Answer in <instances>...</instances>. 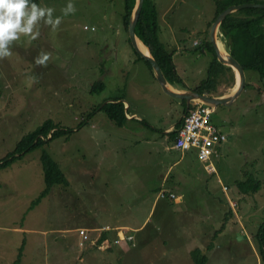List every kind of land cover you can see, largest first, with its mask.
I'll return each instance as SVG.
<instances>
[{
	"label": "rangeland",
	"instance_id": "rangeland-1",
	"mask_svg": "<svg viewBox=\"0 0 264 264\" xmlns=\"http://www.w3.org/2000/svg\"><path fill=\"white\" fill-rule=\"evenodd\" d=\"M169 1L158 0L159 37L175 52L180 74L195 89L208 77L214 53L193 43L209 38L213 23L206 27L207 34L193 26L204 21L198 14L213 13L221 0H176L163 18ZM68 2L40 0L39 5L54 8L53 15L61 17L58 28L53 31L41 22L35 40L21 36L10 45L11 55L0 59V160L48 119L71 130L0 169V264H195L190 251L204 240L195 245L190 233L203 224L212 236V228L223 223L220 200L229 209L232 198L240 203L235 210L247 228L228 222L227 233L219 235L222 242L208 254L206 264H264L252 239L264 223V87L259 74L248 71L242 94L211 114L227 140L213 155L217 173L208 179L210 194L196 200L189 188L184 203L172 208L169 200H159L155 188L167 160L160 146L172 144L166 128L183 114V99L166 94L157 79L159 89L147 86L154 70L140 58L123 24L124 0H71L76 11L65 16L62 9ZM175 16L174 23L182 28L171 32L166 22ZM108 46L116 56L104 58ZM41 53L49 54L44 66L35 62ZM103 75L107 90L91 93ZM236 84L235 70L234 78L228 70L210 95H230ZM106 95H125L131 104L128 111L142 115L137 129L116 125L104 111L90 117L91 107L103 103ZM44 150L59 163L68 184L53 185L34 206L46 188ZM195 154L187 157L198 165ZM250 176L261 182L259 190L253 191L250 180L237 185ZM156 197L158 205L152 207ZM81 228L98 247L102 242L96 239L103 234L110 244L104 249L90 241L81 245ZM119 236L133 239L115 243Z\"/></svg>",
	"mask_w": 264,
	"mask_h": 264
},
{
	"label": "trees",
	"instance_id": "trees-1",
	"mask_svg": "<svg viewBox=\"0 0 264 264\" xmlns=\"http://www.w3.org/2000/svg\"><path fill=\"white\" fill-rule=\"evenodd\" d=\"M35 2L39 4L40 0H35ZM247 2L260 3L261 1L233 0L224 4L220 3L213 21H215L217 16L226 9L229 4L233 5L232 3L242 4ZM135 4L136 0H124L125 11L122 18L127 31H129L130 16ZM262 14H264V8L256 7H246L229 14L220 26L221 32L219 36L223 42L225 41L228 52L242 64L246 73L248 71H255L259 74L264 87V19L262 18ZM212 23L213 22L210 23V26ZM135 31L143 43L149 47L170 84H183V79L178 74L173 61V53L169 51L160 40L158 9L153 0L144 1L141 14L135 26ZM201 48L205 50L210 49L214 53V59L209 65L208 77L200 83L195 90L200 93L213 94L217 92L220 77L222 78L223 74L229 70L232 72V78H234V70L218 60L216 51L209 38L203 41ZM140 58L151 66L150 62L141 57V55ZM103 89L104 82L101 81L95 83L90 91L91 93H97L101 92ZM183 101L185 100L183 99ZM98 108H101L108 118L118 126H123L127 121L126 107L121 100L109 101ZM59 126L60 125L56 124L52 119L46 120L38 129L22 138L16 146V149L10 152L6 158L0 160V169L10 166L26 153L43 146L53 139L71 133V130ZM175 135L176 131H173V139ZM41 163L44 171L46 188L41 193L34 206L50 192L53 185L68 184V180L61 166L46 150L41 154ZM249 180L255 185L253 191L259 190L261 182L259 180L256 181L254 176H250L247 180H240L238 184L239 187L248 185ZM243 189L246 190L245 188ZM256 237L260 241V251L264 260V223L260 225ZM105 238H107V234H103L100 241ZM22 250L21 248V252ZM192 256L194 257L193 260H195V264H206L208 261V258L203 255L199 249L194 250Z\"/></svg>",
	"mask_w": 264,
	"mask_h": 264
},
{
	"label": "crops",
	"instance_id": "crops-1",
	"mask_svg": "<svg viewBox=\"0 0 264 264\" xmlns=\"http://www.w3.org/2000/svg\"><path fill=\"white\" fill-rule=\"evenodd\" d=\"M153 1L155 2L156 6H157L158 5V0H153ZM175 2H176V0H170L169 1L170 6L166 5L164 7V13L162 15L163 18H166L167 15L171 12V10H173ZM220 3L224 4L226 2L224 0H221L218 4H216V6L213 7V13H210L208 15H204V17H201L202 15L198 14V18L199 19L201 18L204 21H203V23H199V25L196 24V26H193L195 28V30H200V31L202 30L201 31L202 34H207V28L206 27L208 26L209 29H210V23L213 22V20L215 18V14H216V12L218 10V7H219ZM161 4H163V3L161 2ZM232 4L234 5L235 3H232ZM230 5L231 4H229L228 6H230ZM158 17H160L159 16V11H158ZM177 19H178V17L175 16L171 21L168 20L166 22L167 23L166 25L171 30V32H174L175 29H181L182 28L181 25L176 24L177 23ZM174 22H176V23H174ZM209 39H210V37H209ZM220 42L225 46L223 41L220 40ZM193 44L201 46L203 44V41L202 40H195ZM167 49L169 51H171L169 48H167ZM202 50L205 51L204 48ZM104 51H106L105 52L106 54H105L104 58H109V57H111L113 55L116 56V50L114 48H110L108 46ZM171 52L173 53V61H174V64L176 66L177 72L181 76V78L183 79V84L184 85L181 84V83L180 84H176V85H173V84H170V85L173 88L178 89V90L192 89V88H190L188 86L187 81L182 77V75L179 72L178 64L174 60L175 52L174 51H171ZM98 57L100 58L101 56L98 55ZM151 71L153 72V70H151ZM110 72L111 71H109V73ZM99 73H101L100 70L98 71V74ZM101 81L104 82V75L102 77H100L98 80L94 81V82L97 83V82H101ZM148 81H150V82L147 83V86L150 89H159V88H157L159 86L157 84L158 82H156V77L154 75V72L152 73V79L151 80L148 79ZM94 84H92V87L94 86ZM141 88L143 89L144 87H141ZM195 89H192V90H195ZM106 90H107V84L104 83V89L101 92H104ZM112 100H121L125 105H128V108H126L127 121L122 127H125L128 124H132L133 127L137 129L138 126H139L137 124V121L141 120L140 118H141L142 115L139 114L136 111H134L132 113H130L128 111L129 108L131 107V104H129L128 99L125 97V95H121V96H117V97L106 95L104 97V101H102L103 103H99L98 105L95 104L94 106L91 107L90 117L92 116V114L94 116V115H99L100 113H102L103 110H101V108H98V107L99 106L102 107L105 103H107L109 101H112ZM185 101H184V104H185L184 108H185V106L187 107V102H185ZM187 110H189V108ZM186 112L187 111L184 110L183 114L179 117V119L175 123L171 124L170 126H168L166 128V132L168 134H170V137L172 139V144L171 145L164 144L163 146H160L161 148L163 147V150H165L166 159L167 160L164 161L165 165L163 166V169L161 170L160 175H159V184L156 186L155 189H157V192H158L157 197L159 198V200L160 199L169 200L170 201L169 203H171V204H168V205H170L172 208H174V204L178 203V204L182 205L184 203L185 194H186V192H187V190L189 188H191L193 190L192 192L194 193V196H195L196 200H198V199L203 200L205 197H207L208 193L210 194V190H209V187H208L209 186L208 179H209V177H211V175H214V174L217 173V172L216 173L207 172L206 169L204 168L203 163L200 160H198L199 164L196 165L191 158L187 157L189 152L188 153H182L181 151L177 150L174 147V139L172 137V132L175 131L176 127L181 122V120L183 119V117H184ZM190 152H195V151H190ZM196 158H197V156H196ZM213 162L215 164L214 159H213ZM219 181H222V179L220 178ZM239 182H240V180H237V185L239 184ZM180 189H185V190H183V192L179 193ZM224 189L228 190L229 187L227 185H224ZM162 192H164L167 195L166 198L160 197V194ZM172 193L176 195L175 198L171 196ZM239 193L240 192H238V191L237 192H235V191L233 192L234 195H237ZM157 197L154 200L152 207L158 205V203H156ZM210 199H211L210 203H212L215 207H218L215 204L216 200H214L212 197H210ZM232 200L233 201H231V204L229 202V209H227V207L225 206V203L222 200H220L221 202L217 201V202L220 203V205L223 208V210L221 211L222 212V217L220 219V221L223 222V223H222V225L220 227L218 226L219 223L216 224V226H217L216 229L212 228V230L215 231V233L212 235L213 238H211L210 241H207L206 243H204L205 240H208L212 236L208 237L209 233L206 232V230H205L206 228L203 230L202 226H205V225L197 224L199 227L201 226L200 229L199 230L197 229V230H195V232H192L190 234L195 236V241H194L195 245H198L199 241H202V240H204V241H203V243H201V245L194 247L190 251V254H192V252L194 250L199 249L201 251V253L203 255H205L209 259L208 254L214 252V249L216 248V246L219 243L222 242V240H220L218 238L219 235L223 236V235H225V233H227V229H228L227 224H228V222H232L233 224H235L237 226H240L242 228H245V229L247 228V226L246 225L244 226V224L242 223V221H243L242 215L240 214L239 211L235 210L236 208L239 207L240 203L237 202L233 198H232ZM224 213H225V215H224ZM171 218H172V216H171ZM215 218L217 219V221L219 220L220 212H219L218 217H215ZM237 220H239L240 222L237 223ZM188 222H191V221H188ZM118 226H122V225H114V227H118ZM259 228H260V226H259ZM209 232H212L211 229H210ZM256 233H257V231L252 233V239L253 240L255 239L254 240L255 243L258 242L259 248H260V241L257 239ZM204 238H206V239H204ZM244 238L245 239L248 238L249 240L251 239L249 237V235H246ZM224 239L225 238L223 237V241H224ZM259 252L261 254L260 250H259ZM261 258H262V254H261ZM262 260H263V258H262Z\"/></svg>",
	"mask_w": 264,
	"mask_h": 264
},
{
	"label": "water",
	"instance_id": "water-1",
	"mask_svg": "<svg viewBox=\"0 0 264 264\" xmlns=\"http://www.w3.org/2000/svg\"><path fill=\"white\" fill-rule=\"evenodd\" d=\"M145 0H136V4L132 10L129 22V34L131 42L133 43L136 50L139 54L146 60H148L154 70L155 77L163 90L170 96L184 99L187 102V109L191 106L193 101L200 102L202 104L210 105L217 107L218 105H231L243 92L246 87L247 75L246 71L242 64L232 56L227 49L226 54H222L219 47L217 46V41L219 40V30L223 20L231 13H234L238 10H241L246 7H256V8H264V4L262 3H254L247 2L242 4H234L228 6L224 9L215 19L211 26L210 30V40L213 44V47L216 51V55L219 61H221L224 65L231 67L235 70L237 75V84L235 90L232 94L227 96H214L207 93H200L198 91L192 89L178 90L170 86V82L167 80L160 64L156 60V58L152 55L151 51L149 54L144 53L138 46L137 38L140 39L135 31L136 23L139 19V16L142 11V7L144 5ZM141 40V39H140ZM142 41V40H141ZM149 48V47H148ZM150 50V49H149ZM239 75V80H238Z\"/></svg>",
	"mask_w": 264,
	"mask_h": 264
},
{
	"label": "built area",
	"instance_id": "built-area-1",
	"mask_svg": "<svg viewBox=\"0 0 264 264\" xmlns=\"http://www.w3.org/2000/svg\"><path fill=\"white\" fill-rule=\"evenodd\" d=\"M215 107L197 103L195 107L190 108L184 115L179 126L175 129L176 135L174 138V147L182 153L195 151L199 160L203 163L204 168L209 173L217 171L213 162V155L218 146L227 140V135L219 132L218 128L211 121V114L214 112ZM161 196L166 198L164 192ZM174 197L173 194H171ZM107 229V228H104ZM82 235L80 244L85 241H90L92 245H96L91 236L87 235L86 229H79ZM123 236V235H122ZM119 236L116 238L115 243H120L121 240H131L133 236ZM101 235L96 239L98 243L102 242L98 248H105L106 244H110L108 238L100 241ZM94 242V243H93Z\"/></svg>",
	"mask_w": 264,
	"mask_h": 264
},
{
	"label": "clouds",
	"instance_id": "clouds-1",
	"mask_svg": "<svg viewBox=\"0 0 264 264\" xmlns=\"http://www.w3.org/2000/svg\"><path fill=\"white\" fill-rule=\"evenodd\" d=\"M54 11V8L41 6L35 0H0V59L11 55L10 45L21 36L35 40L39 36L38 26L41 22L55 31L61 23V17L54 16ZM75 11L71 0L62 9L65 16ZM48 60L49 54L41 53L35 62L44 66Z\"/></svg>",
	"mask_w": 264,
	"mask_h": 264
},
{
	"label": "bare ground",
	"instance_id": "bare-ground-1",
	"mask_svg": "<svg viewBox=\"0 0 264 264\" xmlns=\"http://www.w3.org/2000/svg\"><path fill=\"white\" fill-rule=\"evenodd\" d=\"M137 43H138V46L139 48L146 54H149L150 50L148 48V46L146 44H144L140 39L137 38ZM217 46L219 47L220 51L222 54H226V50H225V47L224 45L220 42V41H217ZM238 80H239V75H238ZM171 86V85H170ZM193 102H196V101H193ZM197 103H200V102H197ZM190 109V107H189Z\"/></svg>",
	"mask_w": 264,
	"mask_h": 264
},
{
	"label": "flooded vegetation",
	"instance_id": "flooded-vegetation-1",
	"mask_svg": "<svg viewBox=\"0 0 264 264\" xmlns=\"http://www.w3.org/2000/svg\"><path fill=\"white\" fill-rule=\"evenodd\" d=\"M184 110L187 111V107L186 106H185Z\"/></svg>",
	"mask_w": 264,
	"mask_h": 264
}]
</instances>
